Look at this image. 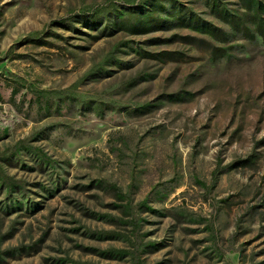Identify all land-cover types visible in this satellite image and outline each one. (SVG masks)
<instances>
[{
	"label": "rangeland",
	"instance_id": "374dc122",
	"mask_svg": "<svg viewBox=\"0 0 264 264\" xmlns=\"http://www.w3.org/2000/svg\"><path fill=\"white\" fill-rule=\"evenodd\" d=\"M150 5L0 0V264H264V38Z\"/></svg>",
	"mask_w": 264,
	"mask_h": 264
},
{
	"label": "trees",
	"instance_id": "16d2710c",
	"mask_svg": "<svg viewBox=\"0 0 264 264\" xmlns=\"http://www.w3.org/2000/svg\"><path fill=\"white\" fill-rule=\"evenodd\" d=\"M242 3L243 8L245 9V12L243 14V17L246 19H249L251 25L255 28V31L257 34H259L262 38H264V1L262 0H240ZM158 0H151L150 9L142 15L143 17H150L152 16L151 13L156 12ZM217 10L219 11L220 15L224 17V19H227L228 17L233 18L234 16H230L226 11L224 7H219L217 4ZM237 23L234 20H229L232 25L238 24V21L241 22L242 27H244V30L247 31V27L243 25L242 20L240 18H237ZM201 31H204L205 33L214 34L217 30L215 26H213L211 23L206 24L199 28ZM249 30V29H248ZM248 32V31H247ZM223 34V33H221ZM216 35V34H215ZM1 97V96H0Z\"/></svg>",
	"mask_w": 264,
	"mask_h": 264
}]
</instances>
